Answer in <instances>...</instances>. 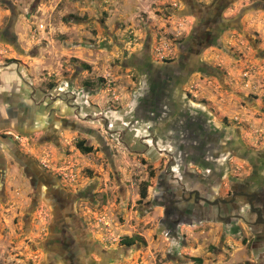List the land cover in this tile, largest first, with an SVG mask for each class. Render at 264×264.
<instances>
[{
	"label": "rangeland",
	"instance_id": "1",
	"mask_svg": "<svg viewBox=\"0 0 264 264\" xmlns=\"http://www.w3.org/2000/svg\"><path fill=\"white\" fill-rule=\"evenodd\" d=\"M9 1L21 13L19 43L38 52L20 57L0 43V60L19 58L76 95L82 130H62L56 145L38 146L36 134L19 146L69 195V208L59 217L47 196L31 212L28 183L10 165L0 264L253 263L259 250L246 228L242 242L214 221L174 229L165 209L182 186L220 196L233 181H264V0ZM9 17L0 0V27ZM187 49L205 73L180 65ZM80 140L93 151L81 153ZM64 229L67 243L50 242Z\"/></svg>",
	"mask_w": 264,
	"mask_h": 264
},
{
	"label": "flooded vegetation",
	"instance_id": "2",
	"mask_svg": "<svg viewBox=\"0 0 264 264\" xmlns=\"http://www.w3.org/2000/svg\"><path fill=\"white\" fill-rule=\"evenodd\" d=\"M231 1H223L221 5L225 8ZM1 2L9 9L10 17L0 27V43L10 46L22 57L26 52L19 43L14 28L21 13L9 0ZM223 8L219 6L216 9L222 14ZM30 10L28 8L26 11L28 16ZM37 52V47H34L26 54L31 57L33 53L37 55ZM29 66L16 57L4 56L0 60V196H3L9 167L15 164L28 183L31 212L48 196L51 206L56 208L59 217H63L64 210H67L65 208H69V195L48 178L32 156L21 153L19 146L28 144V137L36 134L38 146L48 143L56 145L58 134L62 130H82L77 120L80 107L76 102V95L57 87L53 81H47L44 74L40 73L36 78L30 73ZM155 84L156 93L152 96L157 100V105H161L157 91L163 90V83L156 81ZM252 178L241 182L233 181L229 184L228 191L220 196L210 187L187 189L182 186L179 193L181 201L170 199L166 206V221L174 229L180 223L219 222L241 242L245 238L238 235L242 226L247 229V236H250L246 241L251 243L252 249L259 250L250 264H264V181L254 182ZM62 234L61 237H49L52 239L50 242L67 243L68 240L63 241L66 239V229ZM69 239V242H75L73 237Z\"/></svg>",
	"mask_w": 264,
	"mask_h": 264
},
{
	"label": "trees",
	"instance_id": "3",
	"mask_svg": "<svg viewBox=\"0 0 264 264\" xmlns=\"http://www.w3.org/2000/svg\"><path fill=\"white\" fill-rule=\"evenodd\" d=\"M217 14L215 15V19L216 20H221V18L220 17H218L217 15H218V13H219V10H217V12H216ZM207 36H209V40H208V45H214V39H212V41H211V38L213 37V38H215L214 37V34H213V32L212 33H210V34H206ZM201 37H202V30H201V32L199 31V32H197L196 33V36H195V40L197 41L196 43L198 44V46H200V44H202V41H201ZM193 42H194V39L192 40ZM196 45V44H195ZM203 45V44H202ZM191 51H192V49H187V52L186 51H183V53H182V55H181V59H180V65L183 67L184 66V64H189L191 67H186V65L184 66V69H185V71H187L188 73H191V72H203V73H205V68L203 67V65H201V64H199V63H192L191 61H190V53H191ZM186 67V68H185ZM76 148L81 152V153H84V154H88V153H91L92 151H93V147L91 146V145H87L86 143H85V141L84 140H80V141H78L77 143H76ZM255 160L256 161H258L259 162V160L257 159V157L256 158H254V166H255V168L257 167V163H255ZM263 165H264V163H262ZM257 173V172H256ZM140 196H141V198H145L146 197V189L145 188H143L142 190H141V192H140ZM138 239H140L143 243H144V241H143V239H141V237H138ZM134 242H135V238H125V239H123L122 240V243L123 244H125V245H132V244H134ZM77 255H75L74 257H76ZM73 258V257H72ZM71 258V259H72ZM72 260H74V261H76L75 260V258H73ZM198 263H200L201 262V260L200 259H195ZM74 264V263H73Z\"/></svg>",
	"mask_w": 264,
	"mask_h": 264
}]
</instances>
